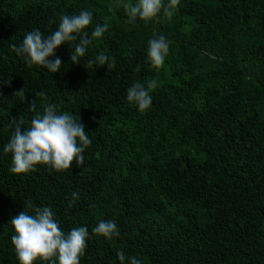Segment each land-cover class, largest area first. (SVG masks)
<instances>
[{"label":"trees","instance_id":"16d2710c","mask_svg":"<svg viewBox=\"0 0 264 264\" xmlns=\"http://www.w3.org/2000/svg\"><path fill=\"white\" fill-rule=\"evenodd\" d=\"M117 1L0 0V264H19L10 222L32 214L29 203L50 207L65 233L88 228L81 264H120L119 251L142 264H264V0H180L170 21L161 13L135 24ZM81 11L93 15L89 35L106 18L110 27L80 64L68 43L55 51L57 73L12 50L28 32L51 35L63 15ZM160 35L169 54L156 69L148 41ZM101 53L115 68L87 69ZM153 79L142 112L127 89ZM41 91L85 125L92 144L83 167L10 171L8 124L21 120L27 131L33 100L43 114ZM101 220L120 236L94 235Z\"/></svg>","mask_w":264,"mask_h":264},{"label":"clouds","instance_id":"9594fccd","mask_svg":"<svg viewBox=\"0 0 264 264\" xmlns=\"http://www.w3.org/2000/svg\"><path fill=\"white\" fill-rule=\"evenodd\" d=\"M119 2V0H118ZM180 0H138L136 3H123L127 15V22L135 24L137 19L145 23L155 20L163 14L171 20ZM109 11H113L109 8ZM110 18H106L102 25H96L89 35L86 31L92 25L93 15L90 11H81L78 15H63L59 26L51 35L45 36L40 30L28 32L20 46L12 45V50L24 57L29 67L33 64L42 66L52 73H57L62 67L55 51L65 43L72 46L70 59L72 63L80 64L81 58L93 41L103 37L108 31ZM148 58L156 69L163 67L165 58L169 54V41L160 35L148 41ZM50 57L52 59H50ZM108 69L115 68V58L103 53L94 59L86 61V68L94 66ZM157 86L155 79L143 83L136 82L127 89V100L140 111H145L152 105L150 92ZM23 89L20 91L22 92ZM20 92L16 93L19 94ZM41 100L43 114L37 110L35 100L28 106L35 113L27 131L22 132L23 121L11 119L9 128H14L9 143L4 146V153L12 154L10 171L16 174H25L34 171L37 165H47L57 172L71 169L73 162L78 167L85 165V150L92 144L85 125L81 118L77 119L72 113L59 112L56 104L46 103L47 95L43 91L37 94ZM79 199V193L73 192L68 207L71 208ZM24 211L11 220L15 235L11 237L19 264H36L43 261L45 264H81V258L86 254L87 241L90 239L86 226L72 228L65 233L54 218L50 207L34 206L29 203ZM96 236L108 240L120 236V231L114 221L101 220L92 229ZM120 264L130 260V264H142L135 257H126L123 251L118 252Z\"/></svg>","mask_w":264,"mask_h":264},{"label":"rangeland","instance_id":"374dc122","mask_svg":"<svg viewBox=\"0 0 264 264\" xmlns=\"http://www.w3.org/2000/svg\"><path fill=\"white\" fill-rule=\"evenodd\" d=\"M136 3V2H138V0H119V2L117 1L116 3H114V5H122L123 3ZM153 21H155V20H153ZM188 22V24H190L191 25V23H192V21L191 20H188L187 21ZM187 24V25H188Z\"/></svg>","mask_w":264,"mask_h":264}]
</instances>
